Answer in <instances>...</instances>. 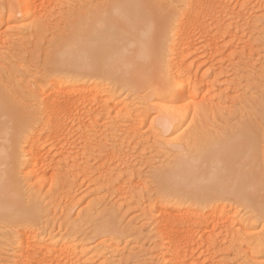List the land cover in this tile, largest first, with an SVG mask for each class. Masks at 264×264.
<instances>
[{
  "label": "rangeland",
  "instance_id": "374dc122",
  "mask_svg": "<svg viewBox=\"0 0 264 264\" xmlns=\"http://www.w3.org/2000/svg\"><path fill=\"white\" fill-rule=\"evenodd\" d=\"M115 1L118 0H33L38 16L34 21L20 12L24 7L22 0H0L5 21L22 32L20 45L15 40L0 44V88L19 107L17 110L34 108L33 98L40 95L49 69L57 64L54 43L76 39L97 25L101 17L110 13ZM139 1L150 16L147 38L151 56L157 59L179 3ZM207 6L204 27L192 37L194 50L184 53V67L190 69L192 81H199L201 87L196 115L182 122L178 131L159 137L151 127L158 111L152 107L140 109V98L146 99V92L133 96L126 89H116L108 75L103 74L96 79L102 86L101 96L85 103L83 109L75 108L77 120L70 118L64 131L67 134L59 135H69L68 138L57 136V142L41 147L38 159L42 164L38 166V160L36 165L41 168L23 179V185L28 187H22L25 200H38L44 213L43 225L47 226H43L41 238L46 240L52 235L57 242L68 239L75 243L77 256L72 254L75 257L72 256L71 264L78 259L77 264H159V250L151 238L155 224L150 219L158 212L154 210L150 216L143 212L152 201L161 199L164 188L157 179L161 170L158 168L176 156L165 141L175 143L194 131L207 143L243 125L250 129L248 134L258 145L264 142V0H210ZM154 101L150 100V104H160L161 108L166 102ZM117 103H121V109L124 107L118 114L113 108ZM131 126L137 127L135 133L128 130L132 137L126 133ZM116 146H124L120 154H116ZM68 153L72 157L66 158ZM162 195L165 200L171 199V195ZM218 201L225 207L227 201ZM231 203L233 207L226 216L234 225L232 232L231 228L226 232L221 225L205 235L196 231L189 248L184 247L188 251L185 264H264V219L252 218L250 208L237 200ZM184 205L186 208L192 202ZM240 217L254 224H247L249 227L244 229L237 224ZM5 224L0 221V264L12 260V246L5 235L9 228ZM103 228L104 233L100 231ZM65 259L62 264H67Z\"/></svg>",
  "mask_w": 264,
  "mask_h": 264
},
{
  "label": "bare ground",
  "instance_id": "6f19581e",
  "mask_svg": "<svg viewBox=\"0 0 264 264\" xmlns=\"http://www.w3.org/2000/svg\"><path fill=\"white\" fill-rule=\"evenodd\" d=\"M22 1L24 7L20 12H25L26 17L30 16L36 21L38 16L33 0ZM209 1L175 0L179 7L169 21L164 47L157 59L151 56L147 38L150 16L145 6L139 0L115 1L111 4L110 13L101 17L97 25H92L76 39L54 43L53 54L57 64L49 69L40 95L33 98L35 106L32 110H17L19 107L0 88V221L9 228L5 234H8L7 241L12 246L9 264H34L33 260L35 264H62L63 258L67 259V264L74 262L71 259L75 257L72 254L76 255V245L71 243L72 240L68 242V239L61 238L63 241L57 242L52 235L46 240L41 238L44 213L38 200H25L23 179L41 168L36 166L42 164L38 159L43 150L41 147L53 144L55 137L66 133L67 121L78 118L76 109L84 108L85 103L101 96L102 86L96 80L99 76L107 74L116 89H126L133 96L146 92L147 98H140V109L146 111L152 107L158 111L151 127L158 131L159 137L172 134L182 126V122L196 115L199 107L196 98L200 95L201 87L199 81H192L190 69L184 67V53L188 50L190 54L194 50L192 37L196 30L204 27V12ZM8 14H11V10ZM4 15L0 7V44L15 40L16 45H20L22 32L9 25ZM152 99L161 100L158 104L162 100L166 102L163 108L160 104L158 108L157 103L150 104ZM120 105L114 104L117 114L124 108L121 109ZM239 126L227 130L225 136L222 135L224 138L219 136L207 143H203L206 139L203 140L194 131L175 143L173 140L165 141L173 147L176 156L167 166L158 168L161 170L157 173V179L163 184L162 194L171 195V199L165 200L161 194V199L152 201L151 205L148 204L149 209L143 212L148 216L154 210L158 212L150 219L155 224L151 238L159 250L156 256L159 264H183L188 252L184 247L189 248L196 231H202L205 235L206 231L213 233L221 225L226 232L230 228L232 232L234 225L226 216L233 207L232 200L249 207L252 218L264 219V142L258 145L256 139L249 136L250 129ZM136 128L131 126L126 133L128 130L135 133ZM117 148L116 154L117 151L120 154L122 149ZM65 156L72 157L69 153ZM19 169L24 174L23 178L18 175ZM220 199L227 201L225 207L218 203ZM189 201L192 205L185 208L184 204ZM246 221L240 217L237 224L244 229L254 224ZM104 230L100 231L104 233ZM207 243H210V235Z\"/></svg>",
  "mask_w": 264,
  "mask_h": 264
}]
</instances>
